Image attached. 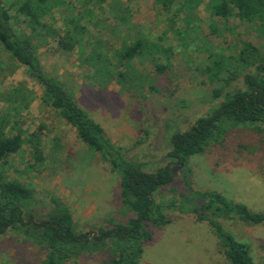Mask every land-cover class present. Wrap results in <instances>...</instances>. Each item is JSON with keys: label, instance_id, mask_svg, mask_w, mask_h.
<instances>
[{"label": "rangeland", "instance_id": "obj_1", "mask_svg": "<svg viewBox=\"0 0 264 264\" xmlns=\"http://www.w3.org/2000/svg\"><path fill=\"white\" fill-rule=\"evenodd\" d=\"M118 2L117 14L119 18L127 16V24L114 18L107 5L97 8L83 0H62L52 16L45 18L47 29L39 31L32 42L45 72L64 84L78 105L103 128L105 136L128 158L142 163L145 171L155 172L168 164L172 134L187 131L219 103L211 100L204 72L208 55L235 56L244 41L264 51V33L258 24L241 22L236 16H214L206 2L190 20L185 19L177 3L165 12L158 0ZM69 21L86 28L81 44L70 52L61 49L57 36L50 31L71 28ZM17 27L30 33L23 24ZM138 36L170 48L171 54L135 58L133 68L142 78L132 73L120 79L114 73L111 80L104 76V64L93 63L91 56L107 50L112 56ZM156 65L165 67L162 74ZM116 69L111 67L112 71ZM19 85L23 86V95L32 100L27 109L15 113L8 93ZM41 96L42 87L27 68L19 66L0 45V117H8L13 133L20 129L25 138L40 134L45 157L41 165L30 169L32 151L24 144L2 166L6 177L33 191L39 215L46 214L53 202L67 209L77 232H95L98 227L123 222L129 211L121 203L118 175L55 111L42 104ZM163 111L164 133L156 149L155 118ZM171 169L175 182L155 194L157 203L168 204L180 200V194H188L182 181L186 177L195 190L218 192L252 212L264 214V124L232 127L223 144H212L204 153L190 157L184 169ZM169 216L170 224L149 228L152 239L144 245L140 264L225 263L218 240L206 222L190 215ZM216 220L248 246L255 264H264V225H247L236 218ZM46 255L45 247L23 236L8 232L0 237V264H42ZM110 258L103 254L72 264H104Z\"/></svg>", "mask_w": 264, "mask_h": 264}, {"label": "trees", "instance_id": "obj_2", "mask_svg": "<svg viewBox=\"0 0 264 264\" xmlns=\"http://www.w3.org/2000/svg\"><path fill=\"white\" fill-rule=\"evenodd\" d=\"M83 1L97 8L107 5L114 18L127 24L128 17L119 18L117 14L118 0ZM204 2L214 16L223 19L236 16L241 22L258 24L264 33V0H158L165 12L177 3L187 20ZM61 3L62 0H0V45L19 66L26 67L29 75L42 87V104L55 111L75 130L81 142L118 175L121 203L129 215L111 227H98L95 232L83 233L76 231L69 211L56 202L46 214L39 215L33 191L18 180H9L2 166L24 144H28L32 151L33 166L29 168L41 165L45 157L40 134L32 133L25 138V132L20 129L13 133L14 127L8 117L1 116L0 237L12 232L45 247L47 255L42 264H72L103 254L111 257L104 264H140L144 245L152 239L149 228L170 224L169 214L176 213L190 215L209 225L225 258L224 264H255L248 246L224 230L216 218H236L247 225L261 226L264 225V214L252 212L218 192L195 190L186 177L182 181L188 194H180V200L162 204L157 203L154 196L160 189L174 184L171 166L184 169L190 157L204 153L212 144H223L232 127L264 124V51L244 41L236 48L235 56L208 55L204 72L211 100L219 101L218 105L208 115L197 118L187 131L174 132L166 156L168 164L155 172H147L142 163L128 158L105 136L103 128L78 105L64 84L46 73L40 64L32 39L39 31L47 29L45 18L51 17ZM19 24L25 25L30 33L17 27ZM68 24L71 25L69 29L55 31L50 27V31L57 36L61 49L70 52L81 44L86 28L77 21ZM109 51L96 52L91 59L93 63L104 64L101 70L110 80L114 73L118 79L128 73L142 78L134 70L132 61L143 54L150 57L171 54L170 48L141 36L131 44L124 43L112 56ZM111 67L117 69L112 71ZM155 67L159 74L165 70L162 65ZM122 68H125L123 72L120 71ZM22 90L23 86L19 85L8 93L15 113L27 109L32 100L23 95Z\"/></svg>", "mask_w": 264, "mask_h": 264}, {"label": "water", "instance_id": "obj_3", "mask_svg": "<svg viewBox=\"0 0 264 264\" xmlns=\"http://www.w3.org/2000/svg\"><path fill=\"white\" fill-rule=\"evenodd\" d=\"M164 116H165V111H163L162 114L156 115V118H155L157 120L155 122V126H156V128L158 130L157 137H156V140H155V148L156 149L159 148L161 140L163 138L164 128L162 126V118ZM171 173H172V175H174V169H171Z\"/></svg>", "mask_w": 264, "mask_h": 264}, {"label": "flooded vegetation", "instance_id": "obj_4", "mask_svg": "<svg viewBox=\"0 0 264 264\" xmlns=\"http://www.w3.org/2000/svg\"><path fill=\"white\" fill-rule=\"evenodd\" d=\"M175 167V169H179V167H177V166H174Z\"/></svg>", "mask_w": 264, "mask_h": 264}]
</instances>
